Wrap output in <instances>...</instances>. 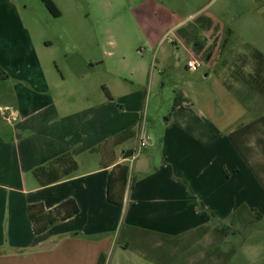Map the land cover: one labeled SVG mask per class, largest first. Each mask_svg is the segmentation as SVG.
I'll use <instances>...</instances> for the list:
<instances>
[{
  "label": "crops",
  "instance_id": "0c3cea01",
  "mask_svg": "<svg viewBox=\"0 0 264 264\" xmlns=\"http://www.w3.org/2000/svg\"><path fill=\"white\" fill-rule=\"evenodd\" d=\"M253 51L264 55V44ZM211 52L201 57L212 66ZM165 54L152 59L151 82L159 81L155 70L166 72ZM222 68L219 96L202 94L192 103L177 93L163 131L150 137L135 93L117 97L107 88L104 99L85 98L76 109L61 102L29 25L13 3L0 0V69L3 82L13 80L0 108L18 115L14 122L0 116V264H97L100 257L105 264L117 247L133 253L128 264H139L137 256L146 264H219L212 235L229 231L219 221L245 204L264 213V86L260 95L252 91L253 68L246 77ZM141 135L148 144L138 155ZM64 154L76 171L39 186L33 170ZM123 165L126 183L117 169ZM67 201L78 212L34 235L28 205L49 211ZM248 207L243 211L252 212Z\"/></svg>",
  "mask_w": 264,
  "mask_h": 264
},
{
  "label": "rangeland",
  "instance_id": "374dc122",
  "mask_svg": "<svg viewBox=\"0 0 264 264\" xmlns=\"http://www.w3.org/2000/svg\"><path fill=\"white\" fill-rule=\"evenodd\" d=\"M4 1L13 3L29 25L32 48L48 80L54 81L53 93L61 102L76 109L85 98L104 99L107 88L117 97L135 93L142 131L150 137L163 131L177 93L186 94L192 103L202 94L219 96L216 85L222 78V66L233 67L234 77L236 72L246 77L254 66L252 48L264 44V0H51L58 17L41 0ZM215 38L219 39L216 44ZM208 48L214 51L212 66L201 57ZM164 49L166 72L157 74L155 70L159 81L151 82V61L154 58L156 64ZM188 58L200 60L201 67L188 71ZM3 81L0 78V103L11 97L7 84L13 83ZM236 95L241 98L237 91ZM1 108L13 110L14 121L17 119L15 109ZM247 207L245 204L225 222L219 221V227L229 231L212 235L219 264H264V213L253 210L261 213L257 219L249 210L243 211ZM118 249L109 253L105 264L132 261L131 250ZM136 261L147 262L138 256Z\"/></svg>",
  "mask_w": 264,
  "mask_h": 264
},
{
  "label": "trees",
  "instance_id": "16d2710c",
  "mask_svg": "<svg viewBox=\"0 0 264 264\" xmlns=\"http://www.w3.org/2000/svg\"><path fill=\"white\" fill-rule=\"evenodd\" d=\"M45 5L46 9L54 17L60 16V13L54 3L51 0H41ZM251 56L254 61L252 74L248 76V83L251 84L252 91L260 95L263 90V73H264V56L258 51L251 52ZM0 78H6V74L0 69ZM264 120V117L262 118ZM230 135L233 138L237 134ZM77 169L76 162L72 159L70 154H64L46 165L38 167L33 170V175L39 186H47L56 182H59L72 174ZM118 174L122 177L123 182L126 183L128 178V167L117 166ZM111 199L110 196L108 197ZM117 206L121 205V202L114 201ZM254 209H252V212ZM78 212L76 205L73 201H67L59 205L53 210L46 211L41 204H32L27 207V215L32 224L34 235L42 234L47 231L50 227L58 222L65 221L68 218L74 216ZM255 213V212H254ZM257 219L260 214L255 213ZM104 258L100 257L97 264H103Z\"/></svg>",
  "mask_w": 264,
  "mask_h": 264
},
{
  "label": "built area",
  "instance_id": "2783aa9c",
  "mask_svg": "<svg viewBox=\"0 0 264 264\" xmlns=\"http://www.w3.org/2000/svg\"><path fill=\"white\" fill-rule=\"evenodd\" d=\"M201 65L202 63L198 59H189L186 62V68L189 71H197ZM6 112H8V114H6ZM0 114L6 122H12L16 117V113L13 110H8L7 108H0ZM147 144V139L141 135L139 139V148L145 147ZM132 158H135V156Z\"/></svg>",
  "mask_w": 264,
  "mask_h": 264
}]
</instances>
